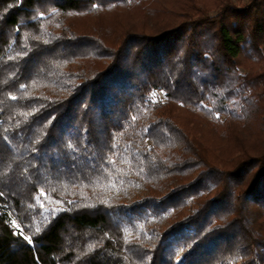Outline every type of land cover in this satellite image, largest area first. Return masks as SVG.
Wrapping results in <instances>:
<instances>
[{
	"label": "trees",
	"instance_id": "16d2710c",
	"mask_svg": "<svg viewBox=\"0 0 264 264\" xmlns=\"http://www.w3.org/2000/svg\"><path fill=\"white\" fill-rule=\"evenodd\" d=\"M0 264H264V0H0Z\"/></svg>",
	"mask_w": 264,
	"mask_h": 264
},
{
	"label": "rangeland",
	"instance_id": "374dc122",
	"mask_svg": "<svg viewBox=\"0 0 264 264\" xmlns=\"http://www.w3.org/2000/svg\"><path fill=\"white\" fill-rule=\"evenodd\" d=\"M158 98H163V96L161 94H157Z\"/></svg>",
	"mask_w": 264,
	"mask_h": 264
},
{
	"label": "snow or ice",
	"instance_id": "6c2138e0",
	"mask_svg": "<svg viewBox=\"0 0 264 264\" xmlns=\"http://www.w3.org/2000/svg\"><path fill=\"white\" fill-rule=\"evenodd\" d=\"M24 238H25L26 240H28V238H27V237H24ZM28 242H29V243H32V241H31V240H28Z\"/></svg>",
	"mask_w": 264,
	"mask_h": 264
}]
</instances>
